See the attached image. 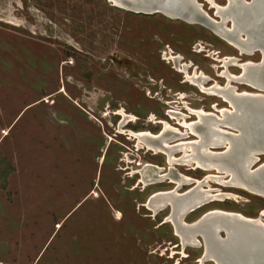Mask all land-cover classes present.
<instances>
[{"label": "rangeland", "instance_id": "374dc122", "mask_svg": "<svg viewBox=\"0 0 264 264\" xmlns=\"http://www.w3.org/2000/svg\"><path fill=\"white\" fill-rule=\"evenodd\" d=\"M196 1L216 21L215 6L228 5ZM228 57L262 59L261 52L240 55L197 23L135 13L109 0H0V264H215L201 263L203 247L181 245L166 221L170 207L154 215L146 203L174 191L176 178L193 179L182 194L207 176L228 181L231 175L196 165L171 168L166 154L139 145L133 134L157 135L164 123L185 131L173 112L192 123L198 117L190 110L220 116L231 109L183 70L207 77V89L224 87ZM194 140L189 134L170 144ZM263 163L264 155L254 168ZM146 166L161 168L164 178L151 173L145 186ZM209 185L231 196L192 212L186 223L213 210L264 214L263 197L215 180Z\"/></svg>", "mask_w": 264, "mask_h": 264}, {"label": "bare ground", "instance_id": "6f19581e", "mask_svg": "<svg viewBox=\"0 0 264 264\" xmlns=\"http://www.w3.org/2000/svg\"><path fill=\"white\" fill-rule=\"evenodd\" d=\"M193 1L197 4L196 0H109L114 6L135 13H163L171 18L184 13L192 15L193 11L190 8L197 10ZM240 1H242L241 4ZM248 3L247 0H228L227 7L220 8L215 6L216 15L221 17L225 23L231 22L235 16L236 18L242 17L241 19H247L252 16L255 21L253 25H255L259 20L256 10L257 6L253 7V9L251 6L248 8L245 6ZM133 4L137 6H133ZM257 4L263 5L262 9L264 8V0H258ZM197 7L198 9L201 8L199 5ZM190 20H193V17L190 16ZM193 22L197 23V21ZM227 31L230 33L232 29L227 27ZM221 35L239 51L240 55H252L255 53V50L251 47L253 41L243 39L245 42L238 45L233 42L231 34ZM240 61L237 57L224 58L222 63L225 71L222 75L227 79L226 86L215 84L208 89L205 88L207 77L205 78L202 74L198 76L195 73V75L189 76L187 67H183L186 79L191 84L198 86L202 91L211 95L222 97L230 104L231 109L220 110V116L203 110H190L192 114L198 117V120L192 123L186 121V115L173 112L171 115L179 120L185 131L174 129L168 123H164V130L161 135L160 133L157 135L150 133L133 134L139 145H143L155 153L166 154L171 168H174L175 164L189 165L191 167L196 165V167L206 171L215 169L218 172L231 175L228 181H225L221 176H219L220 178L218 176H207L203 181L197 182L198 190L190 193L187 197L178 195V190L184 185L190 184L193 179L176 178V189H173L174 191L152 196L146 204L154 215L170 207L172 211L167 221L175 225L182 245L184 247L192 246L193 237L196 235L202 236L205 240L208 257L210 259L213 258L217 264H258L264 260L263 227L247 226L248 224L235 219V217L224 216L218 211L208 216L203 222L191 224L190 226L183 221L184 216L193 209L231 196V194L212 189L209 185L210 180L248 191L254 189V186L250 183H253V181L249 178L251 177L249 174L255 167L251 168L253 162L257 161V157L260 155H264V139L257 142L252 137V135L255 136L254 133L256 131L253 126L250 127V123L253 121V115L250 110L261 113V117L264 116V108L262 106L264 104V94L239 93L236 87L231 84L239 82L258 88L256 84L260 82L263 72L258 73L259 70H253L254 68L252 67L257 65L256 63H240ZM230 66L241 68L243 73L241 75L231 74L228 70ZM244 99L251 103H245ZM189 134L197 136L198 140L179 142L174 145L170 144L173 140L180 141L183 138H187ZM219 147H225V151L222 153L212 152V149ZM179 151L183 153V156L176 158L175 154ZM219 154L224 156L220 158ZM259 180L264 181V177L262 179L259 178ZM143 182L144 184L146 183L145 181ZM161 182L163 181L161 180ZM263 217L264 214L257 220V223L264 225ZM219 231H225L229 239L222 243L216 241L214 236ZM201 263L203 262L201 261Z\"/></svg>", "mask_w": 264, "mask_h": 264}, {"label": "water", "instance_id": "95a60500", "mask_svg": "<svg viewBox=\"0 0 264 264\" xmlns=\"http://www.w3.org/2000/svg\"><path fill=\"white\" fill-rule=\"evenodd\" d=\"M135 1H138V0H135ZM192 1V0H190ZM257 1L258 0H250V2L248 4H245L246 7H255L257 6L256 10H257V15H258V23L253 25L255 22L253 19L254 17H248L247 19L246 18H243L241 19L242 17H237L236 16L234 18H232V21H231V29H232V32H228L227 31V27L226 25L228 24L224 22V20H222L221 17L219 21H216V20H213V19H210L208 17V15H206L202 9H198V4H196L194 1V6L195 8L197 9L196 11L192 8H190L192 11H193V14H181V15H176L174 16L173 18H176V19H181L183 21H186L188 23H194L193 21H197V24L207 28V29H210L212 32H214L215 34H217L219 37H222L223 39L227 40L226 38H224V36H222L221 34L223 35H230L232 36V39H233V42H235L236 44L238 45H241L242 43H244L245 41H243V39L245 40H248V41H253V44L251 47H253V49L255 50V52H261V55H262V59L259 63H256L257 65H254V68L253 70H259L258 73H261L263 72L261 75L262 77L260 78V82H258V84H256L258 86L257 89H260L262 91H264V8L262 9L263 5H258L257 4ZM242 3V1H240V4ZM133 6H137L136 4H133ZM190 7V5H188ZM193 6V7H194ZM186 15V17H185ZM190 16L193 17V20H190ZM261 16V18H260ZM221 33V34H220ZM235 39H234V38ZM244 37V38H243ZM228 41V40H227ZM260 65V67H258ZM261 85V86H260ZM244 102L247 103V104H250L251 102L244 99ZM263 108H264V104L262 105ZM250 112L252 113L253 115V121L250 123V127H254V130L256 131L254 134L255 136L252 135L253 139L256 140L257 142L258 141H262L264 139V116L261 117V113H258V112H254L252 110H250ZM252 124V125H251ZM162 133H160L161 135ZM220 156V158H222L224 155H218ZM260 156H263V155H260ZM260 156L257 157V161L253 162V165L251 166V168L257 163L260 161ZM161 172V169L158 168V167H155V166H146V168L144 169V171H142V177L144 179V181L146 182V178L149 177V175L152 173L154 174L155 176V179L157 180H160L164 177H161V176H158V173ZM251 177V180L253 181V184L252 182L251 185L254 186V189L248 191V190H245V191H248L252 194H255V195H258V196H261L264 198V181H260V179H262L264 177V163L263 164H260L257 168H254L253 170H251L250 174H249ZM220 178V177H219ZM147 183V182H146ZM198 190V186L195 185L192 189L182 193V194H178V195H182V197H187L190 195V193H193V192H196ZM159 193H167V192H159ZM159 193H155L153 194L152 196H155ZM150 196L147 200V202L149 201V199L152 197ZM147 204V203H146ZM199 208H201V206L197 207L196 209H193L191 212L187 213L185 216H184V219L183 221L185 222V219L186 217L191 214L192 212H195L196 210H198ZM172 211V209H171ZM224 215V216H233L235 217V219L239 220V221H242L243 223L245 224H248L247 226H256V227H263L264 228V225L263 224H259L257 223L258 219L259 218H256V219H253V218H247L245 216H243L242 214L240 213H234V212H226V211H222V210H213V211H209L207 213H205L204 215H202L199 219H197L195 222H192L190 224L188 223H185L186 225H191V224H196V223H200V222H203L204 220H206L208 218V216L212 215V214H215L214 212H217ZM171 214V212H170ZM168 220V217L166 219V221ZM236 221V220H235ZM173 227H174V232H175V235L178 236L177 232H176V228H175V225L172 224ZM223 234V235H222ZM179 237V236H178ZM198 237H200L202 239V244L200 243V241L197 239ZM215 240L222 243L224 242L225 240H228L229 237H228V234L224 231V232H217L216 236H214ZM180 239V237H179ZM181 240V239H180ZM182 243V241H181ZM192 246H196V247H200L203 245V248H204V252H203V258L201 259L202 262H204L205 260H208L210 259L208 257V252H207V248H206V245H205V240L202 236H194L193 239H192ZM213 259V258H212ZM211 259V260H212ZM213 261L215 262V264H217V262L213 259ZM258 264H264V260L263 262H259Z\"/></svg>", "mask_w": 264, "mask_h": 264}, {"label": "flooded vegetation", "instance_id": "af4514ba", "mask_svg": "<svg viewBox=\"0 0 264 264\" xmlns=\"http://www.w3.org/2000/svg\"><path fill=\"white\" fill-rule=\"evenodd\" d=\"M139 13H144V12H139ZM146 14V13H145ZM176 237H178L177 235H176ZM179 238V237H178ZM199 241H200V243L202 244V241L199 239ZM180 242H181V240H180ZM181 245H182V243H181ZM200 247H203V245L202 246H200Z\"/></svg>", "mask_w": 264, "mask_h": 264}]
</instances>
